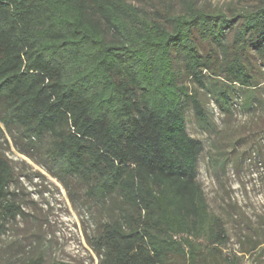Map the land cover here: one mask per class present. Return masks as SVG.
Listing matches in <instances>:
<instances>
[{
  "label": "trees",
  "instance_id": "1",
  "mask_svg": "<svg viewBox=\"0 0 264 264\" xmlns=\"http://www.w3.org/2000/svg\"><path fill=\"white\" fill-rule=\"evenodd\" d=\"M249 46L264 55V0L231 16L193 3L149 14L126 0H0V124L66 188H83L97 264H235L197 179L202 143L186 108L214 124L181 80L222 112L236 95L261 107ZM9 162L0 152V213L13 219Z\"/></svg>",
  "mask_w": 264,
  "mask_h": 264
},
{
  "label": "rangeland",
  "instance_id": "2",
  "mask_svg": "<svg viewBox=\"0 0 264 264\" xmlns=\"http://www.w3.org/2000/svg\"><path fill=\"white\" fill-rule=\"evenodd\" d=\"M126 1L149 14L180 13L193 3L231 16L253 9L261 0ZM234 31L226 35L229 43ZM209 46L202 43L200 50L204 53ZM245 63L258 79L264 99V55L254 54L249 46ZM181 81L189 91L199 93L214 124L212 132L206 131L198 125L192 108H186L187 134L202 143L197 179L210 209L222 217L227 230L228 240L220 251L235 264H264V104L245 109L243 97L236 95L231 112H222L190 78L184 76ZM24 150L25 143L0 124V152L14 173L9 198L20 211L13 219L0 213V264H21L39 256L42 264H97L98 257L86 238L94 224L83 188L75 181H69L66 188Z\"/></svg>",
  "mask_w": 264,
  "mask_h": 264
}]
</instances>
